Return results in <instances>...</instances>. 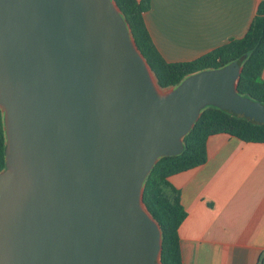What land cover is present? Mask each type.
<instances>
[{
    "label": "water",
    "instance_id": "95a60500",
    "mask_svg": "<svg viewBox=\"0 0 264 264\" xmlns=\"http://www.w3.org/2000/svg\"><path fill=\"white\" fill-rule=\"evenodd\" d=\"M242 64L162 88L115 0H0V264H163L146 181L208 106L264 124Z\"/></svg>",
    "mask_w": 264,
    "mask_h": 264
},
{
    "label": "crops",
    "instance_id": "0c3cea01",
    "mask_svg": "<svg viewBox=\"0 0 264 264\" xmlns=\"http://www.w3.org/2000/svg\"><path fill=\"white\" fill-rule=\"evenodd\" d=\"M261 1L150 0L144 20L167 62H187L244 37ZM169 182L187 212L183 264H262L264 144L211 136L207 162Z\"/></svg>",
    "mask_w": 264,
    "mask_h": 264
},
{
    "label": "trees",
    "instance_id": "16d2710c",
    "mask_svg": "<svg viewBox=\"0 0 264 264\" xmlns=\"http://www.w3.org/2000/svg\"><path fill=\"white\" fill-rule=\"evenodd\" d=\"M115 1L162 88L177 86L192 74L219 69L242 58L243 70L238 92L264 105V0L260 2L244 37L232 39L196 60L176 63L163 58L147 29L144 14L151 7L150 0ZM218 134H228L246 143L264 144V124H256L231 112L208 106L186 136L183 153L162 158L146 181L144 202L163 232V264H183L179 230L187 218L180 191L170 184L169 178L204 165L207 162V141ZM6 141L4 114L0 108V172L6 168Z\"/></svg>",
    "mask_w": 264,
    "mask_h": 264
},
{
    "label": "built area",
    "instance_id": "2783aa9c",
    "mask_svg": "<svg viewBox=\"0 0 264 264\" xmlns=\"http://www.w3.org/2000/svg\"><path fill=\"white\" fill-rule=\"evenodd\" d=\"M262 264H264V258H263V260H262Z\"/></svg>",
    "mask_w": 264,
    "mask_h": 264
}]
</instances>
